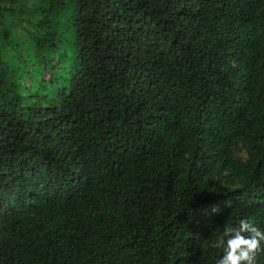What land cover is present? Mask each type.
Segmentation results:
<instances>
[{
  "label": "trees",
  "instance_id": "obj_1",
  "mask_svg": "<svg viewBox=\"0 0 264 264\" xmlns=\"http://www.w3.org/2000/svg\"><path fill=\"white\" fill-rule=\"evenodd\" d=\"M241 219L264 0H0V264H217Z\"/></svg>",
  "mask_w": 264,
  "mask_h": 264
},
{
  "label": "clouds",
  "instance_id": "obj_2",
  "mask_svg": "<svg viewBox=\"0 0 264 264\" xmlns=\"http://www.w3.org/2000/svg\"><path fill=\"white\" fill-rule=\"evenodd\" d=\"M225 236L223 255L217 264H256L257 252L264 242V231L241 219L237 227L225 228Z\"/></svg>",
  "mask_w": 264,
  "mask_h": 264
},
{
  "label": "rangeland",
  "instance_id": "obj_3",
  "mask_svg": "<svg viewBox=\"0 0 264 264\" xmlns=\"http://www.w3.org/2000/svg\"><path fill=\"white\" fill-rule=\"evenodd\" d=\"M233 152L235 157L239 159L246 158V152L241 143H238L233 147Z\"/></svg>",
  "mask_w": 264,
  "mask_h": 264
}]
</instances>
